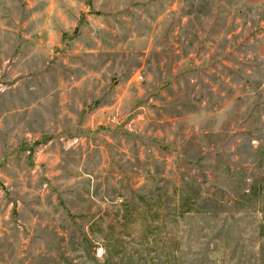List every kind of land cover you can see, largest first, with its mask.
<instances>
[{
	"label": "rangeland",
	"instance_id": "374dc122",
	"mask_svg": "<svg viewBox=\"0 0 264 264\" xmlns=\"http://www.w3.org/2000/svg\"><path fill=\"white\" fill-rule=\"evenodd\" d=\"M262 42L247 0H0V264H264Z\"/></svg>",
	"mask_w": 264,
	"mask_h": 264
},
{
	"label": "crops",
	"instance_id": "0c3cea01",
	"mask_svg": "<svg viewBox=\"0 0 264 264\" xmlns=\"http://www.w3.org/2000/svg\"><path fill=\"white\" fill-rule=\"evenodd\" d=\"M249 1L250 3H253V4H260V3H264V0H247ZM260 49L262 50L263 54H264V42H262L260 44Z\"/></svg>",
	"mask_w": 264,
	"mask_h": 264
},
{
	"label": "trees",
	"instance_id": "16d2710c",
	"mask_svg": "<svg viewBox=\"0 0 264 264\" xmlns=\"http://www.w3.org/2000/svg\"><path fill=\"white\" fill-rule=\"evenodd\" d=\"M235 6V5H234ZM262 6L264 7V3H262Z\"/></svg>",
	"mask_w": 264,
	"mask_h": 264
}]
</instances>
